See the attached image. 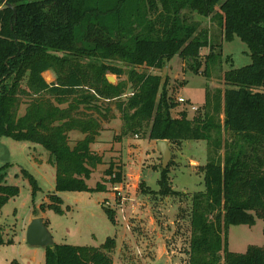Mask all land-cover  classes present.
I'll list each match as a JSON object with an SVG mask.
<instances>
[{
	"label": "trees",
	"instance_id": "1",
	"mask_svg": "<svg viewBox=\"0 0 264 264\" xmlns=\"http://www.w3.org/2000/svg\"><path fill=\"white\" fill-rule=\"evenodd\" d=\"M206 20L209 26L202 25ZM234 39L247 47L250 63L224 72L226 88L213 95L206 90L192 118L185 110L173 117L177 102L153 71L178 57L198 74L200 52L207 49L208 76L221 64L222 42ZM113 110L122 123L120 138L141 133L170 147L206 145V162L199 167L203 191L191 194L181 210L188 238L186 249L174 254L179 264H264V247L238 254L227 244L229 227L264 222V0H0V138L48 152L54 193L41 211L63 213L57 193L106 191L104 183L89 188L86 182L103 163L93 145L115 119ZM73 131L83 138L70 146ZM170 167L171 162L159 166L157 192L140 183L141 194L154 202L187 199L170 188ZM6 168L0 167V211L19 194L17 187L3 185ZM105 173L111 187L122 183L121 170ZM22 175L34 194L35 180L25 170ZM103 211L114 224V211ZM10 243L0 226V245ZM44 249V264H112L115 242Z\"/></svg>",
	"mask_w": 264,
	"mask_h": 264
},
{
	"label": "rangeland",
	"instance_id": "2",
	"mask_svg": "<svg viewBox=\"0 0 264 264\" xmlns=\"http://www.w3.org/2000/svg\"><path fill=\"white\" fill-rule=\"evenodd\" d=\"M202 25L209 26L208 21ZM211 30L214 25H211ZM207 49L200 52V72L194 74L189 64L175 57L166 63L163 69L153 71L167 83V92L173 102L182 98L186 104H177L172 116H178L181 110L188 118L197 114L190 107L200 110L204 103L205 91L210 95L226 88L223 73L238 69L250 63L249 50L239 40L222 42L220 66L212 67L209 75L203 73L204 56ZM112 77L116 83L114 76ZM50 84L53 78L43 74ZM186 105V106H185ZM23 112V107L21 108ZM105 125L97 144L93 145L96 154L102 156L103 163L92 173L86 182L89 188L97 183L106 184V191L89 193H57L63 203L62 214L52 210H40V205L50 204L49 196L54 193L55 168L49 163V154L42 147L28 142H17L7 137L0 138V167L7 166L3 185L19 189L17 197L10 199L0 211V226L4 239L10 244L0 245V264H44L45 249L30 247L26 243V230L34 218H42L55 245L99 247L111 238L115 242L112 264H179L174 254L187 247L188 221L182 218L181 210L188 207L190 195L203 191V175L199 167L206 162L204 142H183L180 146L170 147L171 162L169 185L172 190L187 194L165 198L158 202L151 201L152 196L141 194L140 183L148 191L157 192L161 155L151 141L143 139V134H129L120 138L122 123L119 114ZM222 118V117H221ZM70 146L80 141L83 136L73 131L69 134ZM121 170L124 201L112 197L108 168ZM22 170L30 174L38 190L32 188L22 175ZM127 174H129L127 176ZM103 208L114 211L115 222L112 224ZM228 250L244 254L249 246L264 247V222L256 219L253 226H231L227 232ZM171 249L169 262L156 260L160 246ZM172 256L174 257L172 259ZM182 258V257H179Z\"/></svg>",
	"mask_w": 264,
	"mask_h": 264
},
{
	"label": "water",
	"instance_id": "3",
	"mask_svg": "<svg viewBox=\"0 0 264 264\" xmlns=\"http://www.w3.org/2000/svg\"><path fill=\"white\" fill-rule=\"evenodd\" d=\"M4 2V1H3ZM10 7L9 5H6ZM109 83L114 82L112 77H107ZM157 151L161 155V167L165 169L170 161L171 153L168 148V143L166 141L156 142ZM26 243L30 247H52L53 241L50 233L48 232L46 226L44 225L42 218H34L26 230Z\"/></svg>",
	"mask_w": 264,
	"mask_h": 264
},
{
	"label": "built area",
	"instance_id": "4",
	"mask_svg": "<svg viewBox=\"0 0 264 264\" xmlns=\"http://www.w3.org/2000/svg\"><path fill=\"white\" fill-rule=\"evenodd\" d=\"M177 103L178 104H186L187 101H185L184 99L182 98H177ZM188 105V104H186ZM185 105V106H186ZM190 111H197L196 108L194 107H190ZM112 191L114 192L112 194V197L114 198V200L116 201L118 198H120L121 201H124L125 198H124V194H123V183L119 184V185H116L112 188Z\"/></svg>",
	"mask_w": 264,
	"mask_h": 264
},
{
	"label": "crops",
	"instance_id": "5",
	"mask_svg": "<svg viewBox=\"0 0 264 264\" xmlns=\"http://www.w3.org/2000/svg\"><path fill=\"white\" fill-rule=\"evenodd\" d=\"M46 73H48V74H50L49 72H46ZM50 76H51V74H50ZM52 77V76H51ZM105 129V128H104ZM98 138H100V136L98 137ZM98 138H97V142H98ZM99 143V142H98ZM154 144L155 145V147H156V152L159 154V152L157 151V146H156V142H151V144ZM97 144V143H96ZM168 148L170 149V146H169V144H168ZM129 174H127V176H128ZM161 248H160V250H159V255L157 256V257H154L156 260H159V259H162L163 257L165 258V260H167L168 262H169V255H168V252H167V250L165 249V247L163 246V245H161L160 246ZM178 261V260H177Z\"/></svg>",
	"mask_w": 264,
	"mask_h": 264
}]
</instances>
